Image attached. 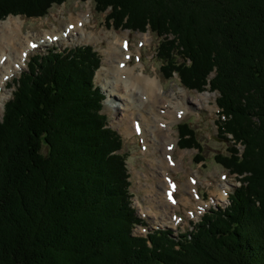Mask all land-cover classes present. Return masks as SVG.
Listing matches in <instances>:
<instances>
[{
	"label": "trees",
	"instance_id": "1",
	"mask_svg": "<svg viewBox=\"0 0 264 264\" xmlns=\"http://www.w3.org/2000/svg\"><path fill=\"white\" fill-rule=\"evenodd\" d=\"M61 2L0 0V20L41 17ZM95 4L114 27L159 37L165 78L217 93L216 125L232 146L215 158L240 184L190 231L134 234L144 221L94 84L100 56L90 45L36 53L0 119V264H264V0ZM178 135L202 160L187 122Z\"/></svg>",
	"mask_w": 264,
	"mask_h": 264
},
{
	"label": "rangeland",
	"instance_id": "2",
	"mask_svg": "<svg viewBox=\"0 0 264 264\" xmlns=\"http://www.w3.org/2000/svg\"><path fill=\"white\" fill-rule=\"evenodd\" d=\"M72 12L74 14L85 13L88 23L86 25L88 27L87 31L92 29L96 32H94L95 34H91L92 39L84 40L81 35L72 32L73 35L67 39L63 40L59 38L58 40H53L48 44H42L32 49L26 56L24 66L10 78L4 80V84L0 86V99L3 100L1 102L2 104H0V119L3 113L4 103L11 97L12 91L14 90L13 79L18 77L21 71L26 69V63L32 55L44 53L48 49L63 50L64 48L68 49L74 46L90 45L100 56V66L104 64L106 67L104 59L106 57L105 51L107 49L108 39L113 34L124 35L129 48L133 50L131 63H140L143 65L144 73L157 76L160 79L162 90H173L174 92L182 94L179 99L182 101L186 112L181 118H175L168 125V128L171 127L169 132L177 140L171 157L175 161H180L183 169L175 172L171 171L170 176H172L174 185L183 182L188 183L187 180H191L189 188L185 191H173V200L171 201L169 199L171 201L169 204L173 207L165 209L161 202H158L155 191L161 190L158 187L159 185L155 175L152 174L154 172L150 169L147 161L151 156L150 154L147 155L142 148L143 138L138 133H132V135H125L123 133L124 131L116 122L118 112H116L114 107L120 101L117 102L114 100L112 102L108 99L107 93L102 87L101 80L99 77H96L95 73L94 84L100 88L104 95L102 111L107 116V124L118 133L122 140L120 152L126 155V166L130 182L129 191L132 195L131 206L134 208L135 214L144 221V225H136L134 227L133 233L145 235L148 230L157 227L169 228L174 235L192 230L204 213L210 209H216L218 206L224 207L228 203V194L240 184L236 174L224 168L215 158L216 155H228L230 152L229 147L232 146V142L219 133L216 125L219 110L216 103L217 93L209 91L208 89H189L180 82L178 76L175 74L168 79L165 78L161 61L156 56L159 37L150 30L139 32L122 27H114L105 19L107 11L99 12L97 10L95 0H63L60 4H52L47 13L41 17L8 15L6 18L9 16L19 18L16 19L20 28L17 31L22 37L19 38V35L14 34L15 32L10 28V25L6 26L7 28L0 26V40H3L1 45L4 48H7V46L10 47L18 43L22 38L24 39L26 35L30 36L33 41H42L41 39H43L46 31L51 33L53 31L59 32L64 30L69 23V14ZM25 43L26 40H24L23 45ZM140 68L138 67V69ZM184 122H187L195 133V137L200 144V157L202 160H197L196 153L198 150L196 148H180L178 146V125ZM135 131L138 132V129H135ZM227 137L229 138L230 136ZM236 148L240 156L244 147L236 144ZM44 149L45 147L43 151ZM180 151H183L182 157L180 156ZM222 186H226V199L218 202L216 200V194L218 191H222ZM161 194H163L164 200H166L167 195L171 198V195L166 191L161 192ZM182 196L191 200L189 204L182 205L181 202H178ZM204 202L209 203V205H204ZM174 204H177V206H174ZM164 215L166 217H163ZM168 216L170 217L168 218ZM160 221L163 223L170 221L172 223L164 225Z\"/></svg>",
	"mask_w": 264,
	"mask_h": 264
},
{
	"label": "bare ground",
	"instance_id": "3",
	"mask_svg": "<svg viewBox=\"0 0 264 264\" xmlns=\"http://www.w3.org/2000/svg\"><path fill=\"white\" fill-rule=\"evenodd\" d=\"M16 19L19 18L9 16L5 20L0 21V26L7 28L6 26L10 25V28L15 32L14 34L19 35L17 29L20 28ZM86 25L88 23L85 13L74 14L72 12L69 14V23L64 30L59 32L53 31L51 33L46 31L44 33L46 36L44 35L43 39H41L42 41H33L30 36L26 35L18 43L4 48L1 45L3 41L1 39L0 86L4 84V80L10 78L24 66L27 54L39 45L48 44L59 38L63 40L67 39L73 35L72 32L81 35L84 40L92 39L91 34L95 31L92 29L87 31L88 27ZM56 35L58 36L56 37ZM20 37L22 36L19 35ZM110 37L107 41L108 45L105 51L106 57L104 62L106 63V67L102 64L96 72V77H99L101 80L102 87L106 91L108 99L112 102L114 100L117 102L120 101L114 107L119 116H117L116 122L124 131L123 133L125 135L138 133L143 138L142 148L147 155L150 154L151 156L147 161L150 169L154 172L152 174L155 175L159 185L158 187L161 190L155 191L158 202H161L165 209L173 207L169 204L173 200V191H185L189 188L191 182L189 179L187 180L188 183L183 182L174 185L172 176H170L171 171L175 172L183 169L182 163L173 160L171 157L177 140L169 132L171 127L168 128V125L175 118H181L186 112L182 101L179 99L182 94L174 92L173 90H162L160 79L157 76L144 73L142 64L131 63L133 50L129 48L124 35L113 34ZM24 40H26V43L23 45ZM138 67L141 68L138 69ZM1 102L3 100L0 99V104H2ZM135 129H138V132ZM179 153L182 157L183 151ZM183 171L185 172V170ZM225 188L226 186H222V191H218L216 194V200L218 202L226 199ZM164 191L168 192L171 198L167 195L166 200H164L165 198L161 194ZM179 200L178 202H181L182 205L189 204V201H191L184 196ZM203 204L206 206L209 205V203L205 202ZM174 206H177V204H174ZM163 217H166V215ZM160 223L169 225L168 223L172 222L168 221L163 223L160 221Z\"/></svg>",
	"mask_w": 264,
	"mask_h": 264
}]
</instances>
